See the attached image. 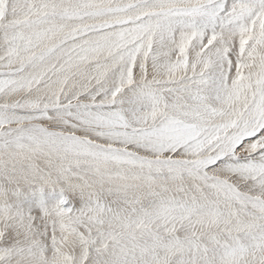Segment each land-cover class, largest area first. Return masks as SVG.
I'll use <instances>...</instances> for the list:
<instances>
[{
	"label": "snow or ice",
	"instance_id": "snow-or-ice-1",
	"mask_svg": "<svg viewBox=\"0 0 264 264\" xmlns=\"http://www.w3.org/2000/svg\"><path fill=\"white\" fill-rule=\"evenodd\" d=\"M0 264H264V0H0Z\"/></svg>",
	"mask_w": 264,
	"mask_h": 264
}]
</instances>
